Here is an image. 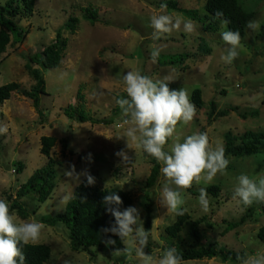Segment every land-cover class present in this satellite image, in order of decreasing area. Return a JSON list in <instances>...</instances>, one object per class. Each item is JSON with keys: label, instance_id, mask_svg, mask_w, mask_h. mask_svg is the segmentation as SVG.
<instances>
[{"label": "rangeland", "instance_id": "rangeland-1", "mask_svg": "<svg viewBox=\"0 0 264 264\" xmlns=\"http://www.w3.org/2000/svg\"><path fill=\"white\" fill-rule=\"evenodd\" d=\"M8 1L0 0V6ZM166 1L176 2L183 9H196L202 15L206 0H35L32 16L22 14L14 18V23L28 33L18 42L11 38L6 52L1 55L0 87L16 82L26 90L34 84L25 69L30 58L40 54L52 42L69 17L78 21L73 34L65 30L61 32L67 40V48L59 66L42 70L46 95L40 96L41 114L30 99L16 92L0 106L3 113L1 121H5L9 128L6 135H0V199L8 201V195L16 199L21 184L45 165L46 158L40 153L42 136L56 138L50 156L61 162L56 167L52 195L45 203L37 205L30 197L18 199L28 215L23 218L11 212L17 223L41 222L40 217L55 216L64 211L67 203L64 197L70 198L74 188L86 179L80 175L78 181L65 175L66 170L70 171V166L74 165L76 173L87 171L101 188L127 191L133 198L131 206L139 210L143 221L144 204L151 202L153 213L149 243L152 248L149 254L159 256L164 248L169 247L165 242L164 228L175 221L176 214L168 212L167 207L159 202L165 178L160 171L154 187L146 188L145 181L153 157L136 148L130 140L131 148L128 149L126 138H116L129 127L123 123L125 117L115 102L117 98L127 97L123 75L129 70H137L153 80L169 77L173 80L169 82V88H184L189 97L193 90L201 91L203 107L196 108V116L189 124L177 126L181 142L188 135L206 132L213 147L217 144L224 147V136L228 131L237 136L245 131L264 130V0H240L244 8L255 12L253 21L258 22L260 27L256 31L247 28L238 49L239 56L231 64L221 59L230 47L220 35L221 31L226 30V25L220 22L217 32L204 33L197 22L179 12L166 8L162 13L158 5ZM87 11L97 13L94 24L84 19ZM156 14L191 20L195 30L187 33L182 24L179 31L153 41L150 18ZM200 43L210 49L209 54L199 52ZM154 45L163 48L156 63L152 62L150 55ZM183 53L190 56L184 64L163 66L162 61L168 56ZM79 91L82 99L77 96ZM211 102L215 104L216 111L227 110V115L210 118ZM79 105L100 123H78L65 115L68 107L76 108ZM233 107L238 110L232 111ZM250 112L256 114L251 115ZM61 139L66 140L64 152ZM260 142L259 153L254 156L238 159L227 157L230 163L226 174H217L212 183L193 184V189L197 191L209 185L220 187L218 197L209 196L208 212L201 209L198 196L190 195L187 189L181 190L185 199L182 207L191 220L207 216V223L212 225L211 229L207 225L200 226L203 242H216L219 248L242 252L244 258L264 254V245L256 237L259 228L264 226V216L252 204L248 206L254 210L252 217L226 233L223 220L237 222L248 213V207L243 206L239 198L233 199L234 188L241 174L252 179L264 176V140ZM171 144L170 139L165 146L166 151L170 150ZM121 149L132 157L129 163L122 164L115 155ZM88 154H91V161L87 159ZM18 162L23 165L20 173L15 172ZM33 210L35 214H32ZM188 225L183 226L174 243L181 241L182 246H187L190 242ZM68 233L61 223L45 225L39 240L32 243L49 247L50 259L45 264H64L65 260L70 264H139L131 258L114 259L106 249H91L89 253L72 251ZM184 264L241 263L222 262L214 258L184 261Z\"/></svg>", "mask_w": 264, "mask_h": 264}, {"label": "clouds", "instance_id": "clouds-1", "mask_svg": "<svg viewBox=\"0 0 264 264\" xmlns=\"http://www.w3.org/2000/svg\"><path fill=\"white\" fill-rule=\"evenodd\" d=\"M161 12L167 8L166 3H161ZM187 33L195 30L191 20H183L168 14H156L150 18V27L153 29V41H159L161 37L170 35L173 31H179L181 25ZM226 25V21H222ZM248 28L253 31L259 29L258 22L249 21ZM221 39L229 45L227 54L221 59L231 64L239 56L238 49L241 46V36L238 31L230 29L220 33ZM163 48L154 45L151 51V60L156 63ZM169 77L153 80L147 75H142L137 70H129L123 75L126 98H117L116 104L125 117L123 123L129 125L122 136L117 139L126 138L127 148L132 144L142 149L149 156L153 157L162 165L160 171L165 178L159 193V202L167 207L168 212L177 216H183L186 209L182 206L185 199L181 194L182 189H189L193 184L205 185L212 183L217 174H226L230 163L225 156V149L217 144L213 147L209 142L206 132L193 133L183 138L177 134L178 124L187 125L196 116V107L191 102L188 92L181 88L172 90ZM9 131L5 121H0V135H6ZM172 140L170 150H165L169 140ZM122 164L129 163L132 157L125 149L115 153ZM87 159L91 161V154ZM65 175L79 181L80 175L86 177L88 185H94L95 178L87 171L76 173L75 166ZM198 203L204 212L209 211L210 199L206 187L199 189ZM239 198L243 206L248 207L255 203H264V176L252 179L246 174L237 177V184L234 188L233 199ZM69 197H64L66 202ZM103 204L108 206L109 212L115 223L101 231L106 238L103 243L106 247H113L111 256L114 259L123 257L135 259L139 264H184L181 254L176 247L164 248L159 256L154 257L147 254L151 232L143 225L139 210L129 206L123 211L119 209L122 204L121 197L116 192L104 196ZM115 205L116 207H112ZM154 223V222H153ZM45 225L39 221H24L17 223L10 212V205L6 199H0V264H25L23 246L35 243L39 240ZM119 237L124 245L123 248L114 247L116 240L111 236ZM241 264H264V254L250 255L246 258L237 257ZM64 264H70L65 260Z\"/></svg>", "mask_w": 264, "mask_h": 264}, {"label": "trees", "instance_id": "trees-1", "mask_svg": "<svg viewBox=\"0 0 264 264\" xmlns=\"http://www.w3.org/2000/svg\"><path fill=\"white\" fill-rule=\"evenodd\" d=\"M163 3V2H162ZM168 10H173L181 13L188 19L197 22L201 26L204 33H215L219 30V23L226 21V30L238 31L241 40L245 37L249 21L255 18V12L243 7L240 0H206L204 5V13L200 15L198 10H187L180 8L176 2L166 1ZM35 0H10L0 6V57L6 52L11 38L14 41H21L27 35V31L20 28L14 23V18L19 15L32 16L34 11ZM161 3L158 5L160 8ZM85 20L94 24L97 20V13L95 11H87L83 16ZM77 19L69 17L64 24L63 29L56 32V37L52 42L44 47L40 54H36L30 58V63L26 64L25 69L29 77L34 81V84L29 90L21 89L20 85L16 82H11L0 87V106L9 100L13 92L20 93L25 98L32 101L34 108L39 114V101L40 96L46 95L45 80L42 70L55 69L59 66L61 60L65 55L67 48V40L62 36V31L73 34L77 27ZM199 52L209 54L210 49L204 44H199ZM190 56L186 53L170 55L167 59L162 61L163 66H176L182 65L189 59ZM32 65H36L33 67ZM77 96L82 99L80 91ZM191 102L196 108L203 107L204 102L201 98V91L195 89L191 93ZM211 109L209 113L210 118L224 117L227 115V110L216 111V106L211 102ZM83 106L79 105L76 108L68 107L65 110V115L70 119H75L78 123H100V121L91 118L83 110ZM237 107H233L232 111H237ZM255 115L256 112H250ZM245 118L244 114H241ZM3 118V113L0 110V121ZM264 140V130L259 132L245 131L241 135H233L230 131L225 133L224 136V149L225 156L234 158H243L254 156L259 153L260 141ZM57 140L55 137L42 136L40 138V153L46 158L45 165L37 169L21 184L16 192V199L8 195L7 199L10 202V212H16L19 216L25 218L28 215L27 209L18 201L23 197H30L37 205L45 203L52 195L55 187V179L57 176L56 167L61 165V162L50 156V150L54 147ZM62 151L66 149V140H60ZM152 167L150 173L145 181V187L151 189L156 184L160 174V164L152 158ZM228 168V167H227ZM22 163H17L16 173L22 172ZM188 193L192 196L199 197V191L194 190L193 187L187 189ZM208 196L213 198L218 197L220 187L217 185H209L206 187ZM111 192H116L122 199V204L119 209L123 211L133 203L132 196L127 192L117 188H101L95 181L94 185H88L86 179H83L73 190L72 196L67 200L64 211L56 214L55 216L40 217L41 223L48 226H55L58 223L63 224L69 231L68 238L72 251L90 252L91 249L102 251L106 249L109 252L113 251V247H106L103 240L106 238L105 234L101 231L104 228L111 227L114 223V217L106 211L108 206L103 204L104 196ZM259 208V212L264 216V203H253ZM38 207V206H37ZM112 207H116L112 205ZM144 228L151 229V219L153 213V204L148 202L144 204ZM248 213L242 216L237 222H226L224 232H229L242 224L248 218H251L254 210L248 207ZM32 214H35L33 210ZM209 218L202 216L196 220H191L190 215L185 212L183 216H175V221L164 228L165 242L169 247H176L181 254L183 261H196V260H211L219 258L222 262L241 263L237 257H244L242 252H235L219 248L216 242L209 241L203 242L200 226L207 225L209 229L212 225L207 223ZM188 225L187 235L190 242L185 244V247L176 240L178 234L181 232L184 225ZM116 240L114 247L123 248L124 245L119 240V237L113 236ZM256 237L264 245V226L260 227ZM152 245L149 243L145 249L149 254ZM23 252L26 260L25 264H45L50 259V249L43 244H28L23 246Z\"/></svg>", "mask_w": 264, "mask_h": 264}]
</instances>
